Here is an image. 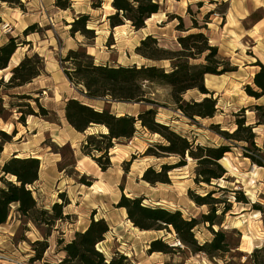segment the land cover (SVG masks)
<instances>
[{
    "label": "rangeland",
    "instance_id": "1",
    "mask_svg": "<svg viewBox=\"0 0 264 264\" xmlns=\"http://www.w3.org/2000/svg\"><path fill=\"white\" fill-rule=\"evenodd\" d=\"M21 1L19 0L21 8L10 7L0 2V8L3 7L0 13L13 14L12 18L15 22L21 16L27 21L34 20L36 10L26 7ZM65 1L69 2V9H72L74 2L78 7L77 12H87V9L81 6L83 1ZM96 1L86 0L89 4L87 16L90 17L86 29L93 31V35L86 37L79 33L74 35L69 33L71 24L81 14L72 13V16L77 17L74 19L65 11V21L60 22L59 20L55 22L53 17L45 16L46 22L44 20L40 22L42 25L32 24L37 26V33L28 36L23 35V31L31 25L20 30L21 27H16L12 22L2 20L0 17V35L7 36V41L9 38L16 37L18 42L24 43L17 48L7 69L0 72V81H2L0 109L2 105L5 109L2 117L7 119L6 122L0 119V132L10 137L8 143L2 144L3 137L0 135V145H2L0 168L11 154L19 155L21 158H39L37 160L40 162L39 173L42 180L31 187L37 207L50 210L53 205L51 202L58 204L65 202V213L69 214L68 219L56 222L50 230H47L44 225H33L21 217L16 212V206H13L7 222L0 227V264H42L44 261L57 263L62 258L57 242H68L74 233L80 232L86 226L87 220L91 217L94 220L104 219L109 226L104 241L97 246L107 259L113 255H119L126 257L130 264L169 262L174 264H247V258L252 252L264 246V178H261L259 172L249 174L254 168L259 167L252 165L249 159L244 157L243 147L246 145L239 143L230 148V152L224 156L228 159L230 166L220 161L226 175L223 180L213 181L211 186L196 185L193 182L196 164L188 159H186L185 167L175 169L168 174L169 184L150 186L141 180L143 172L149 167L159 171L161 165H174L178 162V158L142 157L150 144H163V142L158 136H151L148 132L139 129L131 141L115 144L109 153L112 168L108 173L101 175L91 163L93 161L90 158L86 160L82 156L80 147L86 136L103 132V130L92 128L83 135H77L73 132L67 133L68 129L64 122H61L60 110L64 104V98L69 93L70 97L74 96L79 101L85 102V100L61 77L60 60L68 51L82 50L92 57L96 65L139 67L150 64L134 51L146 36L156 38L161 48L176 51L179 49L177 43L179 37L203 33L208 38L209 44L216 47L219 55L227 59L231 67L235 69L224 78L213 80L207 78L208 82L206 85L204 83L207 91L212 93V98L217 102L215 116L206 120L196 119L195 122L180 117V114L176 117L175 113L179 112L174 111L168 90L151 88L149 90L153 92L151 99L161 106L156 109L158 114L156 119L158 123L167 121L173 131L187 138L194 146L217 147L228 145V143L210 130V126L219 125L220 132L232 133L236 128V115H241L239 112L243 110V116L239 118L244 117L246 125L257 129L254 134L255 145L261 149L262 154L259 156L264 160V125L255 126L256 117L251 112L254 106H264V96L259 101H254L244 91L247 85L257 91L252 79L259 68L253 65L258 62L264 66L257 59L259 57L264 60V0H166L160 3L158 14L146 21L144 28L138 31L131 28L129 23H125L121 28L109 30L105 22L106 17L114 13L107 9L111 7L110 1L101 0V8L93 11L91 3ZM48 11L58 12L51 8ZM61 15L64 17L62 13ZM177 18L182 19V26H179ZM4 24L11 27V32L5 33L2 30ZM34 54L43 60V71L40 76L30 85L10 89L6 83L12 69L25 56L31 57ZM201 63L202 59L192 62L196 65ZM157 66L169 69L164 62ZM201 98L203 97L197 91L187 92L183 96L185 101H197ZM33 99H37L39 105L45 108L49 115L45 119L28 117L25 125H22L17 121L18 111L26 112L29 105L38 113ZM93 105L97 109L103 106L100 102ZM145 109L144 105L111 106V112L119 116L125 114L136 116ZM53 139L60 146L54 144ZM65 139L68 142L63 145ZM251 152L247 153L251 154ZM132 156L135 159L130 166H126ZM80 162L83 166L79 165ZM126 167L129 168L128 174H124L123 171ZM60 177L61 180H59ZM5 179L14 181L7 177ZM82 180L89 183L90 187L83 185ZM217 188L226 191L218 192ZM210 191H216L214 198L222 201L228 199L232 206L229 213L216 219L219 225L212 227L213 231L226 233L229 244V252L214 259L203 254H192L181 247L171 229L170 231L142 232L134 228L127 221L125 210L115 207L119 195H123L131 199L141 198L146 206L179 211L185 220L200 221L202 215L208 214V208L196 207L189 199V192L203 197ZM234 191L242 192L249 201V205L235 203ZM252 204L259 205L262 208L261 212L253 211ZM216 215H220V210ZM46 234L48 249L42 261H31L34 255L32 244L43 241ZM194 236L200 245L212 239L207 224L199 225L194 230ZM154 240H161L168 246L179 247L181 250L170 255L160 253L149 255L147 253L149 244ZM257 257L264 262V252Z\"/></svg>",
    "mask_w": 264,
    "mask_h": 264
},
{
    "label": "trees",
    "instance_id": "2",
    "mask_svg": "<svg viewBox=\"0 0 264 264\" xmlns=\"http://www.w3.org/2000/svg\"><path fill=\"white\" fill-rule=\"evenodd\" d=\"M166 0H111L110 6L113 14L106 17L109 28L114 29L129 23L135 31L143 29L145 22L153 15L158 14L160 3ZM179 1V0H172ZM8 6L21 8L19 0H0ZM101 0L91 3V9L101 8ZM54 6L60 10L70 8L69 2L65 0H55ZM89 16L81 15L71 24L69 33H76L86 37L93 35V31L87 30L86 25ZM179 26H182V19L177 18ZM37 26L31 25L23 31V35L28 36L36 31ZM197 28V27H195ZM178 50L171 51L159 46V42L152 36H146L135 48V53L142 59L149 62V65L137 67L132 66H109L96 65L85 51H68L65 57L60 60L63 75L69 84L75 89L77 94L85 102L78 99H69L63 105L64 120L76 133L84 134L92 128L105 129L106 133L97 132L86 136L81 144L80 152L84 157L90 158L100 172L108 171L112 164L109 153L115 144L131 141L140 130L148 132L150 135L158 136L163 144H150L142 157L161 159L165 157L178 158L174 165H161L159 171L151 167L147 168L141 180L150 186L157 184H169L168 174L186 166V159L192 160L196 164L195 177L193 182L196 185L204 184L211 186L213 181L223 180L226 171L220 165V161L230 152L232 146L244 143V157L248 158L252 165L264 168V160L259 156L261 149L255 145L254 127L246 125L243 116L237 114L235 119V130L232 133L220 132L219 125H211L210 130L220 136L228 145L217 147L193 145L187 138L173 131L166 124L156 121L157 108L161 106L151 99V88L167 89L169 99L176 112L190 122L196 119H212L216 114V100L212 98V93L208 92L204 85L205 76H223L235 71L230 62L221 57L218 49L209 44L208 38L203 33L189 34L177 39ZM24 45L15 38L0 46V71L7 69L11 57L19 46ZM202 59L201 64L192 62ZM167 63L168 70L158 67L159 63ZM253 66L259 71L254 74L252 83L255 91L249 85L244 87V91L249 98L255 100L264 96V66L256 62ZM43 71V60L36 54L31 57L25 56L20 63L11 71V76L7 81L10 89L20 88L32 83ZM2 84V81H0ZM197 91L203 98L200 100L185 101L183 96L187 92ZM30 99V97H27ZM33 102L38 108V113L27 105V111H18L17 121L25 125L28 117L45 119L49 112L39 105L37 99ZM102 103L101 109H97L93 104ZM114 104L144 105L146 109L136 116L128 114L119 116L111 112ZM4 108L1 105L0 119ZM251 112L255 114V126L264 125V106H254ZM3 137L1 142L6 144L10 137L0 132ZM248 151H252L248 154ZM2 145H0V154ZM255 153V155H253ZM131 161L126 163L130 166ZM0 227L3 226L9 217L11 208L16 206V212L27 219L33 225H44L50 230L56 222H62L69 216L63 215L65 202L55 203L50 210L38 208L36 200L32 196V188L38 181L40 162L34 158L8 159L0 168ZM124 174L129 173L126 167ZM14 179V181L6 180ZM81 183L87 187L90 184L84 180ZM218 192H225V189L217 188ZM231 192V191H228ZM216 191H210L201 197L189 192V199L196 207H207L208 214L202 215L200 221L196 219L185 220L179 211H169L161 207H151L143 204L141 198H126L121 196L115 205L118 209H124L126 219L130 224L142 231H170L175 233L180 246L192 254H203L214 259L219 255L229 252L227 235L223 231H213L212 227L219 225L216 223L218 217H224L231 211V203L214 198ZM233 200L237 204L249 205V201L240 191L233 192ZM221 208V209H219ZM251 209L261 212L259 205L252 204ZM220 210V215L216 213ZM208 225V230L212 235L210 242L200 245L194 236V230L199 225ZM109 231V226L104 219L94 220L90 218L88 226L80 232L74 233L73 237L66 243L58 241L62 258L57 263L44 261L42 264H130L126 257L113 255L107 259L97 248L104 241L105 235ZM46 234L43 241H36L34 255L31 261H42L44 253L48 249ZM179 247H171L161 240H154L149 244L147 253L149 255L160 253L170 255L173 252H180ZM264 252V246L252 252L247 258V264H264L258 259V255ZM164 264H174L172 262Z\"/></svg>",
    "mask_w": 264,
    "mask_h": 264
},
{
    "label": "crops",
    "instance_id": "3",
    "mask_svg": "<svg viewBox=\"0 0 264 264\" xmlns=\"http://www.w3.org/2000/svg\"><path fill=\"white\" fill-rule=\"evenodd\" d=\"M74 1V0H73ZM72 1V2H73ZM81 1H83L82 2V4H81V6H83V7H85V9H87V12H84V11H82V12H77V10L76 9H78V7H77V4H75L74 2L72 3V9H67V10H65V11H67L69 14V16L70 17H73L74 19H77V17H75V16H72V13H74L75 15H79V14H81V15H83V14H85V15H87V14H89L88 12H89V8H88V6H89V4L86 2V0H81ZM21 2H24L23 4H25L26 5V7H29V8H32L33 10H36V18L34 19V20H31V21H27V20H25L24 19V17H20L19 18V20H17L16 22H15V20L12 18V17H14L13 16V14H7V13H5V12H1L0 13V17H1V19L2 20H6V21H8V22H12L14 25H16V27L18 26V27H21V29L20 30H24L27 26H29V25H32V24H41L42 25V23H40V22H43V20H44V22H46L45 21V16H48V17H53V19H54V21L55 22H57V20H59V22L61 21V20H64L65 21V15H66V12L64 11V12H62V10L60 11V9H58V8H56L55 6H54V3H55V0H31V1H24V0H22ZM87 7V8H86ZM49 8H51V9H54L55 11H58V12H54V13H52V12H50V11H48V9ZM1 10L3 9V7L1 6V8H0ZM11 10V9H10ZM91 10H93V9H91ZM97 10H99V9H97ZM13 11V10H12ZM94 11V10H93ZM61 13L63 14V16L64 17H62V15H61ZM58 16V17H57ZM32 17H35V16H32ZM12 18V19H11ZM92 19V18H91ZM14 20V21H13ZM105 22H107V21H105ZM67 23V22H66ZM45 24V23H44ZM44 26H46V24L44 25ZM107 27H108V29L109 30H115V29H118V28H121V27H123V26H121V27H117V28H114V29H110L109 28V25H108V22H107ZM16 36V35H15ZM14 38H16V37H14ZM7 42V36L5 37V36H3V35H0V45H2V44H5ZM257 57V56H256ZM257 59L262 63V64H264V60H262L261 58H259V57H257ZM103 65H107V64H103ZM109 65V64H108ZM110 66V65H109ZM61 77L63 78V80L65 81V82H67V84H68V86H70L71 87V85L69 84V82L66 80V78H65V76L63 75V72L61 73ZM225 77V75H223V76H210V75H207V76H205V80H204V83H205V85H206V83L208 82V79L207 78H209V80H213V79H221V78H224ZM210 82V81H209ZM28 85H30V84H28ZM207 88V87H206ZM72 92V91H71ZM74 92V91H73ZM71 96V94L69 93L68 95H67V97L66 98H64V103L67 101V100H69V99H76L74 96H72V97H70ZM263 97H261L260 99H262ZM253 99V98H252ZM260 99H258V100H255L254 99V101H259ZM64 105V104H63ZM114 105H123V106H130V105H127V104H114ZM133 106H139V105H133ZM61 112H62V120H61V122L63 123V124H65V126H66V128L68 129V132L67 133H69V132H73V133H75V134H77V135H82V134H79V133H76L71 127H69L68 125H67V123L65 122V120H64V115H63V106H62V109L60 110ZM175 111V110H174ZM176 112V111H175ZM174 112V113H175ZM138 114V113H137ZM136 114V115H137ZM176 115L178 114L179 115V113H175ZM175 115V116H176ZM176 116V117H179V116ZM158 116V114H156V117ZM180 117H182V116H180ZM183 118V117H182ZM156 121H157V119H156ZM158 122V121H157ZM159 123H160V121H159ZM161 124H166L167 126H168V122L167 121H163V123H161ZM64 126V125H63ZM257 129L255 128V129H253V132H254V134H255V131H256ZM151 136H156V135H151ZM54 140V139H53ZM65 142L64 143H62L63 145L65 144V143H67L68 142V140H64ZM54 144H56L57 146H60L58 143H56V141L54 140V142H53ZM62 146V145H61ZM258 148H259V146H258ZM4 152V151H3ZM81 153V152H80ZM13 156H15L16 158H21V157H19V155H16V154H11V156L9 157V159L11 158V157H13ZM57 156V155H56ZM83 156V155H82ZM84 157V156H83ZM85 158V157H84ZM7 160H8V158H7ZM247 166H249V164L247 165ZM111 168H112V166H111ZM111 168L109 169V170H111ZM98 171H99V173L101 174V175H104V174H106V173H108V171H106V172H104V173H102V172H100V170H99V168L97 169ZM253 172H259V174L261 175V178H264V168H255V171H252V172H250L249 174H255V173H253ZM59 174V173H58ZM248 175V174H247ZM41 175H40V173H39V178H38V181L35 183V184H37V183H40L41 182ZM59 180H61V177L59 178ZM60 184V183H59ZM58 184V185H59ZM34 187V186H33ZM121 197V195H119V198ZM119 200V199H118ZM145 202V201H144ZM55 202H51V204H54ZM149 206V205H148ZM199 208H201V207H199ZM63 215H69V214H67V213H65V207L63 208ZM88 222H87V224H86V226L82 229V230H80V231H83L87 226H88V224H89V221H90V219L89 220H87ZM106 221V220H105Z\"/></svg>",
    "mask_w": 264,
    "mask_h": 264
},
{
    "label": "bare ground",
    "instance_id": "4",
    "mask_svg": "<svg viewBox=\"0 0 264 264\" xmlns=\"http://www.w3.org/2000/svg\"><path fill=\"white\" fill-rule=\"evenodd\" d=\"M109 1H111V0H109ZM107 9L108 10H111V11H113V9L111 8V7H107ZM154 16V15H153ZM152 16V17H153ZM148 21V20H147ZM13 59V57L11 58V60ZM15 64H17V63H15ZM5 71V70H4ZM0 72H2V71H0ZM102 130H103V133H106V130L105 129H103L102 128ZM36 159H39V158H37V157H35ZM85 159L86 160H89V158H87V157H85ZM189 160V159H188ZM221 161H224L225 162V164L227 165V166H230V163H229V161H228V159H226L225 157L221 160ZM91 162V161H90ZM97 169H98V167L96 166V164L95 163H93V162H91ZM79 165L80 166H83V164H82V162H80L79 163ZM84 169V168H83ZM255 170V168L253 169V171ZM258 213V212H257ZM243 238H245V237H243Z\"/></svg>",
    "mask_w": 264,
    "mask_h": 264
},
{
    "label": "built area",
    "instance_id": "5",
    "mask_svg": "<svg viewBox=\"0 0 264 264\" xmlns=\"http://www.w3.org/2000/svg\"><path fill=\"white\" fill-rule=\"evenodd\" d=\"M2 30L5 31V33L11 32V27H9L8 24H4L2 26Z\"/></svg>",
    "mask_w": 264,
    "mask_h": 264
}]
</instances>
